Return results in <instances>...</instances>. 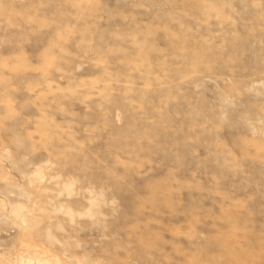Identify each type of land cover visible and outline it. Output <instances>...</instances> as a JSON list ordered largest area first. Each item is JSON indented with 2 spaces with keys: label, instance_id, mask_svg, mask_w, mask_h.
<instances>
[{
  "label": "rangeland",
  "instance_id": "rangeland-1",
  "mask_svg": "<svg viewBox=\"0 0 264 264\" xmlns=\"http://www.w3.org/2000/svg\"><path fill=\"white\" fill-rule=\"evenodd\" d=\"M0 264H264V0H0Z\"/></svg>",
  "mask_w": 264,
  "mask_h": 264
}]
</instances>
